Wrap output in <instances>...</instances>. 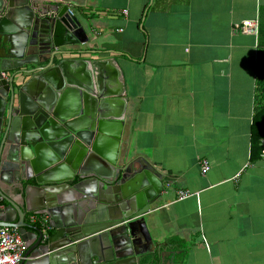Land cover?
Here are the masks:
<instances>
[{
	"label": "crops",
	"instance_id": "crops-1",
	"mask_svg": "<svg viewBox=\"0 0 264 264\" xmlns=\"http://www.w3.org/2000/svg\"><path fill=\"white\" fill-rule=\"evenodd\" d=\"M47 1L69 6L85 26L71 58L95 63L109 119L102 145L120 164L141 160L162 177L163 196L136 220L139 264H264V139L253 142L264 0ZM245 20L257 21V34L236 29ZM2 36L12 38L14 56L22 52L21 33ZM0 159L8 200L0 211L48 195L52 185L39 187ZM37 212L25 216L31 240Z\"/></svg>",
	"mask_w": 264,
	"mask_h": 264
},
{
	"label": "water",
	"instance_id": "water-1",
	"mask_svg": "<svg viewBox=\"0 0 264 264\" xmlns=\"http://www.w3.org/2000/svg\"><path fill=\"white\" fill-rule=\"evenodd\" d=\"M14 30L23 37L17 56L12 38H0V158L37 186H52L37 204L23 197V208L2 209L0 226L19 230L30 264H139L136 220L160 200L164 183L147 163L120 164L102 145L109 119L95 63L71 58L85 26L61 2L0 0V34ZM32 210L49 218L46 233L33 227V240L25 222Z\"/></svg>",
	"mask_w": 264,
	"mask_h": 264
},
{
	"label": "built area",
	"instance_id": "built-area-1",
	"mask_svg": "<svg viewBox=\"0 0 264 264\" xmlns=\"http://www.w3.org/2000/svg\"><path fill=\"white\" fill-rule=\"evenodd\" d=\"M236 29L246 34H257L258 23L256 20H245L237 24ZM200 168L203 173H206L210 168L209 163L206 160L202 161ZM178 196L180 199H184L189 196V193L187 191H179ZM3 200L4 197L0 194V205ZM29 223L38 226L44 233L49 230V218L47 215L31 214L29 215ZM25 248V243L17 228L0 226V264H20L24 259Z\"/></svg>",
	"mask_w": 264,
	"mask_h": 264
},
{
	"label": "trees",
	"instance_id": "trees-1",
	"mask_svg": "<svg viewBox=\"0 0 264 264\" xmlns=\"http://www.w3.org/2000/svg\"><path fill=\"white\" fill-rule=\"evenodd\" d=\"M258 37L259 40H261L259 34ZM259 40L255 82V108L253 116V142L256 145L260 144L261 140L264 139V42ZM156 262L154 261L153 264Z\"/></svg>",
	"mask_w": 264,
	"mask_h": 264
}]
</instances>
